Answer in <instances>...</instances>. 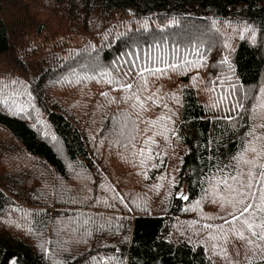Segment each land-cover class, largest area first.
<instances>
[{
    "label": "trees",
    "instance_id": "trees-1",
    "mask_svg": "<svg viewBox=\"0 0 264 264\" xmlns=\"http://www.w3.org/2000/svg\"><path fill=\"white\" fill-rule=\"evenodd\" d=\"M176 49L201 65L145 73L146 90L125 75ZM233 87L244 110L212 106ZM261 89L264 0H0V264H219L243 240L209 239L231 209L208 178L264 123Z\"/></svg>",
    "mask_w": 264,
    "mask_h": 264
},
{
    "label": "snow or ice",
    "instance_id": "snow-or-ice-1",
    "mask_svg": "<svg viewBox=\"0 0 264 264\" xmlns=\"http://www.w3.org/2000/svg\"><path fill=\"white\" fill-rule=\"evenodd\" d=\"M225 47H228L226 44ZM179 49L174 52L173 62L169 61L163 56H157L153 63L163 65V67H139L136 62L131 63V68L125 75H130L132 70H137L138 77L143 81L142 84H138L136 87L141 90L147 89V79H145V73L150 75H166L167 71L187 70L188 68L197 67L201 65L202 54L197 52V56L200 57L196 60H188L186 56H179ZM139 59V57H137ZM221 63L228 64V58L224 57ZM103 76L109 77L108 83L118 84L125 91L131 93L126 96L125 99H135L137 104L143 108V102L136 91H133V85L131 83H124L118 78L111 77V73H102ZM223 83V81H221ZM215 89H213L214 91ZM235 88L231 91H225L220 96L213 107H217L220 103L225 101L230 104V113H239L244 110V99L235 98ZM107 96V93H102ZM173 98L175 94H172ZM153 96L146 97L145 99L151 100L156 103ZM256 101L250 105V117L255 120L257 118L264 120V89L260 90L258 97H253ZM235 100V102H233ZM135 106V105H134ZM165 107H167L165 105ZM223 119L231 120V115H225ZM171 121V117L162 116L158 122H149L152 126H159L167 131V123ZM157 134H163L159 132ZM247 139L242 143L241 149L232 157L233 163L230 165H222L216 168V172L213 176L209 177L210 181L214 180L210 191L212 195V202H219L220 206L230 207V211L226 216L220 217L223 223L216 226V232L219 236L210 235V240L220 239L227 241L229 234L239 240L246 241L248 244L254 242L264 243V123L251 124L249 130L245 133ZM134 138V137H133ZM167 139V137H165ZM154 140L149 138L145 141V146L148 149L149 156L151 155V148L149 147ZM145 154V150H141V156ZM158 155V154H157ZM214 167H216L214 165ZM209 191L208 189L205 190ZM119 198V197H118ZM181 199L187 200L188 197L181 195ZM122 201V198H120ZM199 202H197L198 206ZM208 219H215L214 217H208ZM227 225V227H225ZM19 227V225H17ZM206 228H212V225H205ZM31 231V228L28 229ZM259 246V245H258ZM217 247L213 244V249ZM15 264V261L12 262Z\"/></svg>",
    "mask_w": 264,
    "mask_h": 264
},
{
    "label": "rangeland",
    "instance_id": "rangeland-1",
    "mask_svg": "<svg viewBox=\"0 0 264 264\" xmlns=\"http://www.w3.org/2000/svg\"><path fill=\"white\" fill-rule=\"evenodd\" d=\"M8 13H9L8 16H10L9 9H8ZM181 195L186 196L184 192H182ZM222 223L217 224V226ZM225 227H227V225ZM231 251L232 252H230L229 254L228 253L221 254V252L217 250V252L214 251L212 256L215 258V261L218 262L219 264H245L249 261L248 258H250V255L253 252V248H251L250 244H248L246 241H242L237 245V247L233 248Z\"/></svg>",
    "mask_w": 264,
    "mask_h": 264
}]
</instances>
